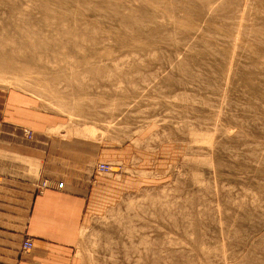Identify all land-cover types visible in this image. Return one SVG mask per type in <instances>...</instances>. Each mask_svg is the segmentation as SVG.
Masks as SVG:
<instances>
[{"label":"rangeland","instance_id":"obj_1","mask_svg":"<svg viewBox=\"0 0 264 264\" xmlns=\"http://www.w3.org/2000/svg\"><path fill=\"white\" fill-rule=\"evenodd\" d=\"M0 90L113 149L81 264H264V0H0Z\"/></svg>","mask_w":264,"mask_h":264},{"label":"crops","instance_id":"obj_2","mask_svg":"<svg viewBox=\"0 0 264 264\" xmlns=\"http://www.w3.org/2000/svg\"><path fill=\"white\" fill-rule=\"evenodd\" d=\"M64 124L31 96L0 90V264H81L82 228L123 193L98 172L99 162L113 158L112 147L50 131ZM25 239L33 241L28 252Z\"/></svg>","mask_w":264,"mask_h":264},{"label":"built area","instance_id":"obj_3","mask_svg":"<svg viewBox=\"0 0 264 264\" xmlns=\"http://www.w3.org/2000/svg\"><path fill=\"white\" fill-rule=\"evenodd\" d=\"M111 168H112V166L108 162H101L98 164V171L103 172V173L111 171ZM63 186H64V181L60 180L57 183V187L63 188ZM46 187H48V183L44 182L42 184V188H46ZM32 247H33V241L31 239H25L23 242V245H22V251L28 252L32 249Z\"/></svg>","mask_w":264,"mask_h":264},{"label":"bare ground","instance_id":"obj_4","mask_svg":"<svg viewBox=\"0 0 264 264\" xmlns=\"http://www.w3.org/2000/svg\"><path fill=\"white\" fill-rule=\"evenodd\" d=\"M210 4V3H209ZM213 7V6H212ZM109 124V123H108ZM113 126V125H112ZM61 128H62V126H60ZM60 127H58L57 129H59ZM56 129V130H57ZM67 129V128H66ZM55 130V129H54ZM55 130V131H56ZM61 130V129H60ZM53 133H55L53 130H51ZM59 131V130H58ZM69 133H70V131H68ZM74 132V131H73ZM82 132H84V131H82ZM91 133V132H90ZM93 133V132H92ZM76 134V133H75ZM84 134V133H83ZM82 133H81V135H83ZM94 134V133H93ZM65 136V135H64ZM70 136V135H69ZM85 136V135H84ZM89 136H91V135H89ZM208 216V215H207ZM134 232V231H133ZM130 233V232H129ZM135 233V232H134ZM143 237V236H142ZM147 238V237H146ZM146 240V239H145ZM155 240V239H154ZM143 241V240H142ZM148 243V242H147ZM146 244V243H145ZM134 245V244H133ZM159 245V244H158ZM143 247V246H142ZM134 252V251H133Z\"/></svg>","mask_w":264,"mask_h":264}]
</instances>
